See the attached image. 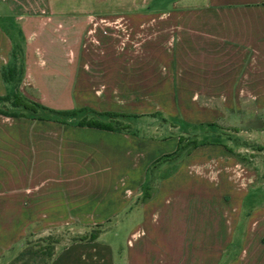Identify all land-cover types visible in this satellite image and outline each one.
I'll use <instances>...</instances> for the list:
<instances>
[{
	"label": "crops",
	"instance_id": "1",
	"mask_svg": "<svg viewBox=\"0 0 264 264\" xmlns=\"http://www.w3.org/2000/svg\"><path fill=\"white\" fill-rule=\"evenodd\" d=\"M0 22V97L44 109L0 114V264L68 226L100 232L48 264H115L122 215L123 264H264V0H0Z\"/></svg>",
	"mask_w": 264,
	"mask_h": 264
},
{
	"label": "rangeland",
	"instance_id": "2",
	"mask_svg": "<svg viewBox=\"0 0 264 264\" xmlns=\"http://www.w3.org/2000/svg\"><path fill=\"white\" fill-rule=\"evenodd\" d=\"M56 8L58 9H66V10H77L79 9L80 5L84 3L76 2V1H70L67 3L62 2H55L52 3ZM64 5V6H63ZM14 27L16 28V31H14ZM0 29H2L7 36H9L10 39H13L15 42H21V36L19 34L18 25L16 26H9L8 24L1 23L0 22ZM25 105V108L23 107ZM0 111H4L7 114H29V115H44V113L36 108H33L32 106L27 104V101L20 97L19 95L15 94H8L5 98L0 100ZM66 118H75L76 121L83 120V121H89L92 119H95L97 121H100L101 123H110V125L116 129H131L133 128L131 125L127 124V121H123L120 118L115 119H105V118H98L94 115L89 114H75L74 116L66 117ZM151 129L153 127H157L162 121L158 118H150L145 120ZM145 123V124H146ZM166 132V131H164ZM151 135H158V130H150L149 132ZM264 133V132H263ZM264 137V134H263ZM190 144L192 142L188 141L185 143L184 146L186 148H189ZM258 147H262L261 151H258L260 153L256 154L259 155L261 158V171L264 174V140L262 144H258ZM247 161V160H246ZM251 163V162H246ZM264 180V176L262 178ZM264 187V184L262 185ZM122 215L120 220L117 222H111L110 224H106L103 226L104 233L103 235L99 236L97 241L99 243H105L112 249V257L115 264H123L124 263V257L126 255V251L128 250V242L127 240L131 241V237L128 235V230L131 228L132 223L135 222V220L132 222V219H125ZM96 228L88 229L85 233H77V230H79V227L74 226H68L63 227L61 229H56L50 231L47 235L40 236L38 238H30L23 247L18 251H15L14 256L7 262V264H44L46 262H49L51 260L54 253L59 248H62L63 246L73 243L74 239H78L84 236L89 235L92 231H94ZM140 229H137V232ZM140 232V231H139ZM142 234V233H141ZM132 243V242H131ZM131 246V245H130ZM129 246V247H130ZM45 249V250H44ZM19 253H22L23 256L19 257Z\"/></svg>",
	"mask_w": 264,
	"mask_h": 264
},
{
	"label": "trees",
	"instance_id": "3",
	"mask_svg": "<svg viewBox=\"0 0 264 264\" xmlns=\"http://www.w3.org/2000/svg\"><path fill=\"white\" fill-rule=\"evenodd\" d=\"M15 74V69L14 68H9L5 71L4 75H5V78H8L9 76ZM12 94H15V92H12ZM7 96V95H6ZM6 96H3V97H0V100H2L3 98H5ZM27 104L32 106L33 108H36V109H39L41 110L42 112H44V109L42 107H39L37 106L36 104L34 103H31L29 101H27ZM23 107L25 108V105H23ZM26 109V108H25ZM0 114L1 115H4V116H8V117H16V116H19L20 114H14V113H11V114H7L5 113L4 111H0ZM76 113H73V112H70V113H57L58 116H61V117H70V116H74ZM94 116H98V115H94ZM114 117H108V119H113ZM77 125L79 126H86V127H91V128H96V129H102V130H107V131H110V130H117L116 128L112 127L110 125V123H101L100 121H97L95 119H92V120H89V121H83V120H78L77 122ZM193 146V143L190 144V147ZM186 148V146L184 145H181L180 146V142H179V147L177 148L176 150V153H179V152H182L184 149ZM100 232V229L99 228H96L94 231H92L89 235L87 236H84V237H81V238H78V239H74V241H92L95 237H96V234ZM45 250V249H44ZM19 257L23 256L22 253H19L18 255ZM50 262V260H49ZM49 262H46L44 264H48Z\"/></svg>",
	"mask_w": 264,
	"mask_h": 264
}]
</instances>
